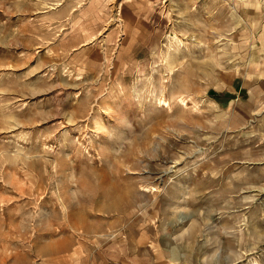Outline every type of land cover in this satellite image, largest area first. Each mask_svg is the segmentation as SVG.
Here are the masks:
<instances>
[{
	"label": "rangeland",
	"instance_id": "obj_1",
	"mask_svg": "<svg viewBox=\"0 0 264 264\" xmlns=\"http://www.w3.org/2000/svg\"><path fill=\"white\" fill-rule=\"evenodd\" d=\"M0 264H264V0H0Z\"/></svg>",
	"mask_w": 264,
	"mask_h": 264
}]
</instances>
